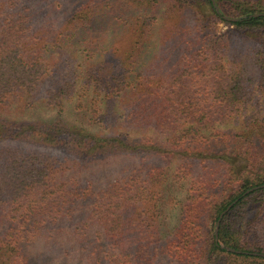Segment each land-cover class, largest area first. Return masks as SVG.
<instances>
[{
    "label": "trees",
    "instance_id": "trees-1",
    "mask_svg": "<svg viewBox=\"0 0 264 264\" xmlns=\"http://www.w3.org/2000/svg\"><path fill=\"white\" fill-rule=\"evenodd\" d=\"M163 1L83 0L49 36L44 18L36 27L34 0H0V264H34L30 244L70 232L80 264H159L166 255L176 264H264V117L251 113L240 131L215 125L252 98L226 66L228 32L212 28L221 21L256 34L264 71V0H177L195 9L193 25L161 30L160 58L169 51L174 60L159 59L170 60L168 71L149 73L140 59ZM104 17L130 28L129 49L97 53L93 25ZM169 38L177 44L168 47ZM41 99L57 108L55 117L15 119ZM72 99L79 124L64 116ZM128 155L136 160L105 187L83 179V159ZM159 159L177 160L178 178L190 179L168 240L158 210L172 177ZM232 203L216 236L208 221Z\"/></svg>",
    "mask_w": 264,
    "mask_h": 264
},
{
    "label": "rangeland",
    "instance_id": "rangeland-1",
    "mask_svg": "<svg viewBox=\"0 0 264 264\" xmlns=\"http://www.w3.org/2000/svg\"><path fill=\"white\" fill-rule=\"evenodd\" d=\"M83 0H34V10L36 16V26L39 27V20L44 18L43 27L45 31L51 36L54 31L64 29L68 22L70 21L71 14L73 9L78 4V2ZM165 0L163 4H158V20L154 26V33L151 34L150 41L146 46L145 50L142 53L140 59L141 69L147 67V70L150 69L149 73H164L167 72V67L169 61L173 59L169 55V51H165V56L160 58L161 52H163V33L161 30L163 28L175 26L176 23H181L183 26H192L193 25V6L185 5V7L179 8V2L177 0ZM202 6L205 8L203 13L206 11V6L203 3ZM192 7V8H191ZM115 19L110 20L109 18H103L101 22L93 26V35L95 37L98 47V51L102 47L111 46H121L123 45V50L129 49L131 46V36L132 31L125 25L115 24ZM167 26V27H166ZM215 28L218 32H228L227 51L229 56L225 59L226 66L229 70L236 69L243 77L244 88L249 92L252 100L246 104L239 106V109L236 113L231 116L226 122L215 124L217 128L224 131H240L243 129L244 120L247 119L253 112H258V115L264 117V89L260 86V83L263 80V62L255 61L257 59V51L259 49V42H257V35L252 33H244L242 31H235L233 27L218 21ZM233 30V31H232ZM134 32V31H133ZM49 38V37H48ZM51 38H49L50 40ZM177 40L174 38L168 39V47L174 46L177 44ZM168 52V53H166ZM110 54H107L106 58ZM116 55L112 56V60ZM163 62H159V59H168ZM77 58L79 62L82 61L83 56ZM174 60V59H173ZM146 70V71H147ZM42 94H40V97ZM77 101L76 99L67 100L64 103L65 111L64 116L67 121L73 124H79L81 117L78 114V110L75 108ZM57 108L46 105V103L41 99L37 102L36 106L31 109H27L19 115L15 114V119L23 120H32V119H50L57 115ZM90 114V113H88ZM85 120H88L85 118ZM99 117L94 119L93 122H98ZM122 121V120H120ZM101 123V122H100ZM146 124V122H144ZM96 128V127H91ZM145 128V127H144ZM143 131H137L135 133L131 132L132 136H141ZM213 129L211 127L204 129L206 134H209ZM147 135L155 136V132L147 131ZM163 138L164 136H160ZM115 158V159H114ZM72 159L74 157L72 156ZM135 158L131 156H117L113 158L106 159H95V160H82L84 164V174L86 178L95 180L96 187H105L112 179L117 176L118 172H122L124 169L130 167L131 163L135 161ZM158 160V164H165L167 166L166 170L169 171L171 182L168 183L167 187L163 189V199L159 202L160 207L158 210V231L163 236L164 240H168L170 235L175 230L179 222L180 209L182 203L188 198L190 194V179L186 175V172L181 177L178 178V168L179 165L177 160L172 163H167ZM205 164H202L204 166ZM164 166V167H165ZM200 167L202 170L203 167ZM217 173H221L223 166L219 165L215 168ZM118 171V172H117ZM203 174L206 173V170H202ZM209 173V172H208ZM113 175V176H112ZM112 176V177H111ZM185 176V177H184ZM114 177V178H113ZM215 178V176H214ZM215 182V181H213ZM216 185V184H215ZM221 186H214L213 189L221 195L220 189ZM217 196V197H220ZM223 195H227L223 194ZM219 198V201H222L224 196ZM173 197V198H172ZM256 205V204H254ZM209 226L211 228L216 227V222L213 217H210ZM4 227L0 225V233H2ZM70 233H60L55 236H44L39 238L34 243L30 244L27 248L28 253L33 258L34 264H80L81 263V249L79 245L76 244L75 240L71 239ZM166 242V241H164ZM67 251L71 252V256H67ZM71 260V261H70ZM70 261V262H69ZM83 263V262H82ZM159 264H176L175 261L170 258L168 255L159 258Z\"/></svg>",
    "mask_w": 264,
    "mask_h": 264
},
{
    "label": "water",
    "instance_id": "water-1",
    "mask_svg": "<svg viewBox=\"0 0 264 264\" xmlns=\"http://www.w3.org/2000/svg\"><path fill=\"white\" fill-rule=\"evenodd\" d=\"M258 15H259V14H255V16H258ZM243 18H246V17L244 16ZM227 19H228V20H232V21H236V20H238V18H227ZM261 187H264V185H262ZM258 188H259V187H256V189H258ZM248 192H249V191H248ZM232 205H233V203L230 204V205L227 207V209L224 210V211L221 213V215H220V219L217 221V223H216V227H215L216 236H218L219 227H220V223H221L222 218L224 217V215H225L227 212H229V210H230V208L232 207ZM222 247L234 251V249L231 248V247H227V246H224V245H222Z\"/></svg>",
    "mask_w": 264,
    "mask_h": 264
}]
</instances>
